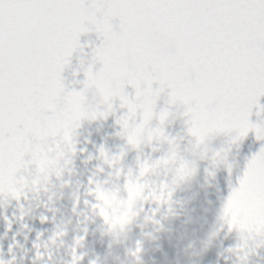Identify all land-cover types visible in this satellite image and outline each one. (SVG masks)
Returning a JSON list of instances; mask_svg holds the SVG:
<instances>
[{
	"label": "snow or ice",
	"instance_id": "6c2138e0",
	"mask_svg": "<svg viewBox=\"0 0 264 264\" xmlns=\"http://www.w3.org/2000/svg\"><path fill=\"white\" fill-rule=\"evenodd\" d=\"M93 33L91 62L73 72L82 87L69 89L64 70L85 47L81 37ZM89 91L98 97L94 108ZM116 100L127 110L116 124L131 149L145 136L169 145L151 166L139 164L140 175L178 160L175 138L164 132L173 108L182 109L197 147L219 135L238 144L251 134L259 148L229 183L222 212L239 210L229 231L264 234V0H0V191L7 186L19 199L12 181L29 143L60 134L74 153V130L83 120L106 119ZM131 117L138 119L130 124ZM97 154L109 164L125 155L110 159L103 144ZM194 172L180 159L176 180ZM80 259L74 255L72 264Z\"/></svg>",
	"mask_w": 264,
	"mask_h": 264
},
{
	"label": "water",
	"instance_id": "95a60500",
	"mask_svg": "<svg viewBox=\"0 0 264 264\" xmlns=\"http://www.w3.org/2000/svg\"><path fill=\"white\" fill-rule=\"evenodd\" d=\"M86 42H97L95 34L81 37L85 47L73 53L64 70L69 89L82 87V75L73 72L92 60ZM154 46L160 51L167 47L159 40ZM87 101L94 108L98 97L89 91ZM162 107L163 97L157 102ZM100 110L108 109L101 105ZM126 111L116 100L106 119L83 120L72 133L74 153L60 134L29 143L12 181L19 199L7 186L0 191V260L72 264L75 255L81 257L78 264H264V234L229 231L228 221H238L239 210H230L226 217L222 212L229 183H235L245 157L259 148L253 136L230 144L228 136L219 135L197 147L179 115L182 109L173 108L164 132L175 138L178 160L140 175L139 164L151 166L169 145L155 138L149 143L145 136L138 150L131 149L116 124ZM101 144L110 159L124 152L123 159L105 162L97 154ZM218 150L221 158L214 161ZM180 159L195 172L176 180ZM169 190L170 201L161 203L159 197L166 198Z\"/></svg>",
	"mask_w": 264,
	"mask_h": 264
}]
</instances>
